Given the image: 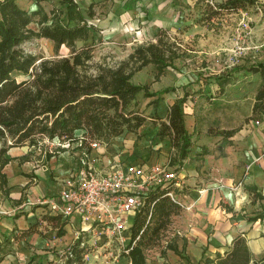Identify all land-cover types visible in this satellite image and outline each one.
I'll return each mask as SVG.
<instances>
[{
  "label": "trees",
  "instance_id": "1",
  "mask_svg": "<svg viewBox=\"0 0 264 264\" xmlns=\"http://www.w3.org/2000/svg\"><path fill=\"white\" fill-rule=\"evenodd\" d=\"M255 3V0H226L219 7L237 12ZM58 4L63 9H51L46 14L37 4L36 10L27 12L17 5L16 0H0L1 191L6 188V176L2 170L12 161L6 156L10 149L36 147L44 138L73 142L76 141L75 132L83 131L77 148L80 152H89L93 143L108 145L123 133L137 134L147 118L136 103L138 94H142L144 99H151L147 105L155 110L159 107L160 96L173 92V89L167 88L151 93L146 86L133 84L131 79L135 73L151 64L155 69L154 82H157L164 76L166 68L183 54L174 43L163 41L157 34L156 43L149 42L134 48L119 63H94L91 46L76 47L78 42L89 38L90 30L93 29L92 25L87 24L88 20L95 18L93 5L83 13L75 0H58ZM35 17L38 18L37 27L32 30L29 25ZM34 38L49 40L55 55L62 45L65 46L69 51L68 56L43 59L37 63L35 56L22 49L25 42ZM249 70L260 79L249 118L259 121L264 117V65L257 64ZM17 77L24 78L18 81ZM186 97L184 93L176 99L167 108L165 118H160L156 124L157 136L160 139L167 137L170 141V162L178 165L187 158L191 146L184 126L183 106ZM235 132L237 129L209 130L207 133L229 138ZM52 156V153H45L44 164ZM251 192L255 198L264 199V190ZM158 196L152 212V225L126 255L130 264H145L144 247L160 237V232L166 228L169 217L176 209L167 198ZM143 218L136 216L132 226L133 236L142 227ZM42 220L61 223L59 216L42 215ZM64 223L62 221L60 226ZM34 227L36 225L23 231L22 237L32 233ZM57 234L64 235V231ZM83 239H78L70 246L60 264H86L84 254L87 245L81 241ZM9 242V239L3 240L4 244ZM3 256L4 246L0 243V262ZM249 262L245 240L237 237L232 242L231 250L223 258L218 257L215 264ZM29 263L42 264L38 256L30 258ZM46 264L56 263L48 261Z\"/></svg>",
  "mask_w": 264,
  "mask_h": 264
},
{
  "label": "rangeland",
  "instance_id": "2",
  "mask_svg": "<svg viewBox=\"0 0 264 264\" xmlns=\"http://www.w3.org/2000/svg\"><path fill=\"white\" fill-rule=\"evenodd\" d=\"M225 1L105 0L95 3L93 8L95 18L88 20L93 29L90 30L89 38L84 42H78L76 47L91 46L94 63L105 61L114 65L125 60L134 48L149 42L156 43L155 37L158 34L163 41L174 43L180 49L179 52L183 53L166 68L167 75L160 79L158 88L174 89V93L180 96L186 93V106L191 107L192 104L198 110L210 104L206 101L208 98L219 96V92L222 94L225 90L229 94L227 99L235 101L233 105L237 108L236 117L239 121L245 120L244 117L250 111L260 81L259 76L251 74L249 69L257 64L264 65V0H255L254 5L237 12L221 9L219 6ZM16 3L27 12L36 10V4L46 14H49L51 9H63L59 6L58 0H16ZM37 19V17L33 19L29 25L30 29L36 30ZM22 49L35 56L37 63L43 59L68 56L69 53L67 48H60L55 55L51 42L37 38L25 42ZM154 74V67L151 64L147 65L133 75L131 82L146 86L151 92L153 84L156 83ZM23 78L17 77L16 80L20 81ZM216 88L218 90H215ZM192 89L196 91L192 92ZM199 93H203L206 100H201L203 95L197 96ZM166 97L168 99L173 97L172 93ZM136 103H139L138 108L149 118L146 119L148 123L151 120L153 124H158L160 118H165L163 107L161 109L159 106L154 110L144 102L142 94L137 95ZM81 135L75 132L76 141L73 142L44 138L36 147L23 146L20 149H23L26 155L22 158L39 160L40 163L45 153H52L58 161L63 154L66 161H73V166H65L60 173L59 170L57 173L54 172L55 174L50 172L49 180L58 183L59 180H54V177L63 179L80 169L78 161L82 154L77 147L80 145ZM139 138L138 135L137 139ZM58 149L64 151L58 152ZM59 163L64 165L66 162ZM30 198L36 201L39 197L32 198L30 195ZM31 207L33 211L40 206L37 204ZM44 222V225L39 226V230L37 226L34 227L33 232L26 238L14 228L12 231L15 232L11 235L18 241H14L13 245L2 243L4 253L11 251L12 247L13 259L11 261L7 259L2 264H30L29 260L33 256H38L42 264L48 261L60 264L70 246L78 239L84 238L78 222H72L71 225L64 223L62 227L60 226L62 221L56 224ZM60 231H64V235H58ZM10 233L12 232H9V235ZM91 236L81 240L87 245L84 254L86 264H130L126 254L114 240ZM143 256L145 264H171L173 259L170 249L162 246L160 237L144 247Z\"/></svg>",
  "mask_w": 264,
  "mask_h": 264
},
{
  "label": "crops",
  "instance_id": "3",
  "mask_svg": "<svg viewBox=\"0 0 264 264\" xmlns=\"http://www.w3.org/2000/svg\"><path fill=\"white\" fill-rule=\"evenodd\" d=\"M103 1L75 0L81 12ZM60 48L66 47L62 45ZM160 79L153 84L151 93L167 89L158 88ZM195 91L192 89V92ZM226 92H219V96L207 100L203 93H199L197 96L203 95L201 100L210 103H205L207 107L203 106L200 110L192 104L191 107H187V104L183 106L184 126L191 146L181 165L170 162V141L167 137L160 139L157 136V125L151 120L149 123L146 120L137 134L123 133L108 145H98L91 152L105 168L115 161H121L144 167L165 165L178 174L179 185L174 192L183 207L174 209L176 213L171 214L167 225L171 230L169 237L172 246L169 244L168 247L173 256L171 264H215L218 257L223 258L231 250L232 242L237 237L245 240L250 255L249 264H264V199L255 198L251 192L264 190V117L259 121L249 118L252 99L250 111L244 117L248 120L239 121L237 108L233 105L235 101L228 100L229 94ZM169 93L173 97L168 99L166 96ZM169 93L160 96L159 106L161 109L163 107L164 114L176 99L182 97L175 94L174 89ZM224 94L226 96L223 97ZM149 100L144 99V102ZM222 105L225 107L222 108ZM233 129H237V132L229 138L207 133L209 130ZM78 133L82 134L83 131ZM24 155L26 152L23 149H10L7 157L12 161L2 170L6 176V193L0 190L1 244L4 239H9V245L18 241L13 240L14 235H11L15 232L12 231L14 228L21 234L29 227L36 225L39 230V226L45 224L42 220V215L47 214L44 207L39 205L32 211L31 206L37 205L40 198L56 195L61 189L62 179L54 177L59 181L52 183L49 180L50 172L55 174L59 170L60 173L65 166H73V161H66L63 154L59 161L66 162L64 165H60L55 156L44 164V156L39 163V160L23 159ZM30 195L39 198L33 201ZM61 221L71 225L72 222L77 223L78 219L73 217ZM9 232L12 233L9 235ZM36 244L39 245V242L36 241ZM10 249L12 251V247ZM11 251L4 253L0 264L13 259Z\"/></svg>",
  "mask_w": 264,
  "mask_h": 264
},
{
  "label": "built area",
  "instance_id": "4",
  "mask_svg": "<svg viewBox=\"0 0 264 264\" xmlns=\"http://www.w3.org/2000/svg\"><path fill=\"white\" fill-rule=\"evenodd\" d=\"M97 146L93 143L89 152H81L80 169L62 179L56 195L37 203L44 207L47 213L44 215L59 216L61 220L76 217L83 237L112 239L127 255L152 225L158 195L167 198L176 208L183 207L174 192L179 176L165 165L144 167L115 161L105 168L97 156L91 154ZM138 215L144 217L143 223L138 234L133 236L132 226ZM170 232L167 226L160 232L164 248L170 244Z\"/></svg>",
  "mask_w": 264,
  "mask_h": 264
}]
</instances>
